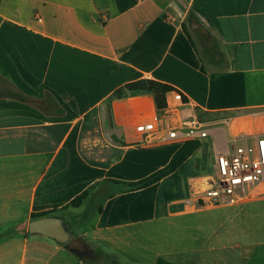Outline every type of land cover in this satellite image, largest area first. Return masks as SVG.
I'll return each instance as SVG.
<instances>
[{
  "label": "crops",
  "instance_id": "1",
  "mask_svg": "<svg viewBox=\"0 0 264 264\" xmlns=\"http://www.w3.org/2000/svg\"><path fill=\"white\" fill-rule=\"evenodd\" d=\"M144 79L170 86L168 102L181 92L182 117H214L210 136L185 162L214 169L235 137L252 143L264 135V0H0V264H106L99 253L121 264H201L200 252L229 264L228 249L238 264H264V232L228 246L202 214L237 207L257 215L264 183L245 202L206 206L198 194L212 176L200 174L183 193L164 191L177 171L140 190L116 185L88 226L84 214L75 217L92 193L152 176L181 147L137 133L166 116L153 93L114 97ZM92 130L101 132L94 142ZM95 145L116 156L92 160L87 147ZM89 190L80 207L70 206ZM52 210L96 259L30 233L32 216Z\"/></svg>",
  "mask_w": 264,
  "mask_h": 264
},
{
  "label": "built area",
  "instance_id": "2",
  "mask_svg": "<svg viewBox=\"0 0 264 264\" xmlns=\"http://www.w3.org/2000/svg\"><path fill=\"white\" fill-rule=\"evenodd\" d=\"M185 102L183 94L175 91L172 101H167L166 116L139 124L137 133L151 138L160 136L158 140L178 145L205 140L210 136L213 120L201 118L199 114L182 117L180 108ZM242 141L244 145H239ZM247 141V135H239L232 140L227 153L218 154L215 176L198 194L199 203L236 205L250 200L255 189L264 183V135L256 136L252 143Z\"/></svg>",
  "mask_w": 264,
  "mask_h": 264
},
{
  "label": "rangeland",
  "instance_id": "3",
  "mask_svg": "<svg viewBox=\"0 0 264 264\" xmlns=\"http://www.w3.org/2000/svg\"><path fill=\"white\" fill-rule=\"evenodd\" d=\"M92 132V142H94L95 139H97L98 137L100 138L101 132L98 130H92ZM230 144L232 145V140L230 141ZM239 145H244V142H239ZM87 148H89L87 149L89 155L88 157L94 161L109 159L110 156H116V154H107L110 149L106 147L103 148L104 151H101L102 149L100 147H96V145L93 148H91L90 146H88ZM194 160H191L187 164L183 165L178 170L177 175L171 180L167 181V183L163 187V190H170L173 193H178L180 191L183 193L185 188L186 190H189V188L193 187L194 181L197 182V180L195 179L200 174L207 173L212 177L215 176V172L212 166L209 167L208 164L205 172H202L200 169H197L195 167L196 164ZM192 178H194V180H192ZM116 188L117 186L101 188L96 193H92L93 195L91 196L90 201H88L87 204L80 211H78V214L75 217L79 218L84 214L85 220H83L85 221L87 226L90 225L100 208V204L102 203L103 198L112 193ZM255 206L258 208V210H255V212L258 213L257 215H251L248 211L242 214L240 212V209H236L237 207H228L218 210L205 211L202 214H204L205 217L211 219L209 227V232L211 234H213L214 232H221L223 234L225 232L227 238L225 241L226 245H237L239 243H243L247 239V237L249 239L254 238V236H260V232H264V212L262 211V209L264 208V203L257 204ZM79 223H81V221H74L73 226ZM76 228L77 227L75 226L73 230L76 231ZM225 252L227 254L229 264H238L236 251L234 252L228 249ZM198 255L200 260L202 261L201 264H204V262L213 264L211 261L215 257L213 253L210 254L209 252H200V254ZM221 255H223V252L221 253ZM76 258L79 257L76 256ZM98 260L107 264H114V262L119 263V261L114 260L101 253H99L98 255Z\"/></svg>",
  "mask_w": 264,
  "mask_h": 264
},
{
  "label": "trees",
  "instance_id": "4",
  "mask_svg": "<svg viewBox=\"0 0 264 264\" xmlns=\"http://www.w3.org/2000/svg\"><path fill=\"white\" fill-rule=\"evenodd\" d=\"M172 90L173 89L166 84H163V83H160L154 80L144 79V80H139V81L126 85L124 88L118 90L116 94L114 95V97L119 98V97H122L126 93L151 92L155 95L156 104H157L158 109L165 110L168 105L167 104V94L171 92ZM11 95L15 98H18L21 101L28 102L34 105H40L39 102L25 96L24 94H22L16 89H11ZM199 116L201 118H205V119L207 118L209 120L214 118L213 116H209L207 114H199ZM226 118H227L226 116H223L222 119H226ZM201 145L202 143L200 141L184 142L179 148V150L176 152V154L173 156L171 162L165 168L161 169L160 171L156 172L155 174H153L152 176L144 180H141L139 182H132V183H126V182L113 180L111 181V183H113V185L115 186L124 185L126 187V190L128 191H135V190L147 188L163 180L169 175L176 173L178 169H180L185 164V162L188 161V159H190L195 154V152L201 147ZM90 194H91V190L84 192L82 195H80L75 200H73L70 206L75 207V208L80 207L82 203L84 202V200ZM50 216H57V210L43 212L40 214H34L32 216V219H38V218L50 217ZM114 264H121V263L114 262ZM156 264H174V263L164 258H159L156 261Z\"/></svg>",
  "mask_w": 264,
  "mask_h": 264
},
{
  "label": "water",
  "instance_id": "5",
  "mask_svg": "<svg viewBox=\"0 0 264 264\" xmlns=\"http://www.w3.org/2000/svg\"><path fill=\"white\" fill-rule=\"evenodd\" d=\"M194 31L202 30V26L192 21ZM31 234H40L66 246V249L82 260L96 259V254L89 243L72 232L69 223L62 216H50L33 219L29 225Z\"/></svg>",
  "mask_w": 264,
  "mask_h": 264
}]
</instances>
